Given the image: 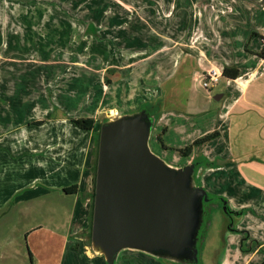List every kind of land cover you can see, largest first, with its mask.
I'll return each instance as SVG.
<instances>
[{
  "label": "crops",
  "instance_id": "crops-1",
  "mask_svg": "<svg viewBox=\"0 0 264 264\" xmlns=\"http://www.w3.org/2000/svg\"><path fill=\"white\" fill-rule=\"evenodd\" d=\"M3 5L0 211L13 201L23 219L0 220V244L9 247L0 264H107L88 248L92 151L101 124L145 102H159L152 131L164 140L163 152H176L172 149L201 137L182 142L167 136L173 125L184 132L195 126L194 105H178L184 80L196 83L210 68L226 67L239 76L221 77L226 84L219 80L206 96L221 109L219 136L198 152L193 148L189 157L178 155L183 165L207 161L198 168L199 183L204 190L219 189L232 212L227 224L216 227L218 245L209 241L213 223L202 237L203 252L214 251L210 264H223L227 253L234 264L264 261V0H4ZM1 37L10 43L6 50ZM64 56L68 60L61 61ZM142 83L152 89L141 94ZM76 119L93 120L92 129L78 128ZM73 186L75 192H63ZM34 219L38 222L30 223ZM23 243L26 253L19 249ZM113 264L161 263L124 251Z\"/></svg>",
  "mask_w": 264,
  "mask_h": 264
},
{
  "label": "water",
  "instance_id": "water-1",
  "mask_svg": "<svg viewBox=\"0 0 264 264\" xmlns=\"http://www.w3.org/2000/svg\"><path fill=\"white\" fill-rule=\"evenodd\" d=\"M151 129L146 111L101 124L90 251L107 264L124 251L197 264L202 204L210 199L195 183V164L173 167L150 149Z\"/></svg>",
  "mask_w": 264,
  "mask_h": 264
},
{
  "label": "rangeland",
  "instance_id": "rangeland-1",
  "mask_svg": "<svg viewBox=\"0 0 264 264\" xmlns=\"http://www.w3.org/2000/svg\"><path fill=\"white\" fill-rule=\"evenodd\" d=\"M3 1L4 0H0V31L4 30V25H5V21H4V14H5V6L3 5ZM24 3H26L24 1ZM20 6L22 4H19ZM17 11L13 12V14H16ZM18 13V12H17ZM20 13V12H19ZM1 42H4V45L2 44L3 50H6V48L10 47V43L9 41H5V39L3 37H1ZM8 45V47H7ZM264 53V51H263ZM264 55V54H263ZM4 52L2 50H0V63L4 62ZM32 58H34L32 56ZM63 60H68L66 58V56H64V58H61V61ZM3 64L0 65V69L1 66ZM2 70V69H1ZM3 71V70H2ZM144 72V71H143ZM177 78V77H176ZM226 84L225 80H220L219 85H224ZM184 85H187L186 90H182L181 88L179 89V107L180 104H186V103H192V107L194 105V110H192V117L191 122L195 124L194 127H190L188 128L185 132L184 130L180 129H173L172 128L176 125H173L170 129V133L167 135L172 141H177V137L182 138V142L183 141H188L191 137L193 136H204L214 130H218V128H221L222 126H224V124H220L222 120H218L217 117L219 118V113L221 112L220 106H216L213 101H207L206 96L213 94V90L214 89H210L209 94H207V92L203 89H201L200 87L197 86V83H195V81L193 80V78H189V80H184ZM147 89H152L151 86H149L148 84L142 83L140 84V86L138 87V91L141 94H144L146 92ZM144 97V96H143ZM221 99H218V101H220ZM136 111V110H135ZM134 111V112H135ZM132 112V111H131ZM175 111H173L172 113H174ZM171 115V114H170ZM182 115V114H181ZM179 117V115H177L176 113L172 114V119L173 120H177L176 118ZM232 120V117H231ZM190 121V120H188ZM180 123H185L184 118L180 119ZM180 123H177L180 125ZM189 126H191L190 124H188ZM220 125V126H219ZM232 125V124H231ZM219 126V127H218ZM184 127V126H183ZM158 134V133H157ZM156 133H154V131H152L151 129V137H150V149L156 154L158 155L165 163L173 166V167H183L185 165H183L184 160L179 158L178 153L176 152H172V151H166L163 152L162 151V146L158 143L157 138H156ZM161 133H159L160 135ZM99 135H96V138L94 140V146H93V151H92V173H93V179L95 177V171H96V160H97V148H98V138ZM200 138V137H199ZM163 143L164 140H163ZM212 143V142H211ZM210 143V144H211ZM222 143V141H220L218 144L220 145ZM216 144V142L212 143V145ZM203 146H199L196 147V152L202 150ZM212 146H210V150L212 152ZM207 151V150H206ZM195 166L197 167V165L202 166L203 164H207V161L205 160H195ZM204 166V165H203ZM198 172L195 173V183L198 186L199 180H198ZM94 186V182L92 187ZM201 186V185H200ZM225 190L229 189L228 185H225ZM227 188V189H226ZM207 195L210 198H217L220 197L219 195V189L215 190L213 188H211V186H206L205 188ZM13 201H11V203L8 205V207H6V209H4L3 211H0V220L7 216V219L9 221H22V217L20 218V215L17 213V209L13 208L12 206ZM203 209H204V216H203V224L199 230L198 233V243H197V247L199 250L198 253V259L199 262L197 264H210L212 258L214 257V251L211 250V252H203V241H202V237L204 235V233L206 234L207 231V227L208 225L211 223L214 224V229L213 231H210V238L209 241H212V245L211 246H215L218 245V236L216 234V227H221L224 224H227L229 221V216L224 214L223 212V207L224 205L222 204L221 201L219 200H215L213 202H203ZM38 221L36 219L31 220L30 223H34L36 224ZM90 244V243H89ZM88 248L90 249V245L88 246ZM9 247H6L4 245L0 244V257L5 256V253H7ZM19 249H21L22 253H26V246L24 245V243L19 247ZM219 255L215 254V258H218ZM161 264H174V263H170V262H166L163 260H159L157 259ZM231 258H230V253H227V255L224 257L223 259V264H234L235 262L231 263Z\"/></svg>",
  "mask_w": 264,
  "mask_h": 264
},
{
  "label": "trees",
  "instance_id": "trees-1",
  "mask_svg": "<svg viewBox=\"0 0 264 264\" xmlns=\"http://www.w3.org/2000/svg\"><path fill=\"white\" fill-rule=\"evenodd\" d=\"M238 76H239V71L233 67H226L222 70V77L223 78L234 80ZM159 104H160L159 102H145L137 109V111H146L148 113V117L151 119V122H152V128H153V125L155 124V122L158 120L159 115H160V110H159L160 105ZM72 123L80 129L91 130L93 127L94 121L91 119H76V120H72ZM218 136H219L218 131L214 130V131L194 140L190 145H187V146L180 148V149H172V150L176 151L182 157H189L193 148L201 146L203 144H206V143L216 139ZM157 141L162 146L163 149H167L163 143L161 136L157 137ZM191 163L194 164L195 161H192ZM202 166L197 165L196 171L198 170L199 167H202ZM94 180H95V177L93 179V182H94ZM198 186H200V185L198 184ZM75 191H76L75 186L70 187V188H66L63 190V192L67 193V194L73 193ZM93 198H94V186H93V189L91 192L92 202H93ZM208 198L210 200L213 199L214 201L215 200L221 201L222 204L224 205L225 210H226L225 214L229 216L231 211L228 207L227 200L225 198H222V197L210 198L209 196H208ZM210 200H208V202H213ZM203 211H204V209H203ZM204 214H205V212H204ZM230 230L234 231L233 229H230ZM89 238H90V235H89ZM261 264H264V261Z\"/></svg>",
  "mask_w": 264,
  "mask_h": 264
},
{
  "label": "built area",
  "instance_id": "built-area-1",
  "mask_svg": "<svg viewBox=\"0 0 264 264\" xmlns=\"http://www.w3.org/2000/svg\"><path fill=\"white\" fill-rule=\"evenodd\" d=\"M260 41L264 47V28L261 31ZM222 77V72L216 68H210L207 72L201 73L196 78L197 86L205 90L208 94L210 89H213Z\"/></svg>",
  "mask_w": 264,
  "mask_h": 264
},
{
  "label": "flooded vegetation",
  "instance_id": "flooded-vegetation-1",
  "mask_svg": "<svg viewBox=\"0 0 264 264\" xmlns=\"http://www.w3.org/2000/svg\"><path fill=\"white\" fill-rule=\"evenodd\" d=\"M223 209H224V212H225L226 210H225L224 207H223ZM231 214H232V212H230V214H229V218H230V219L232 218V215H231Z\"/></svg>",
  "mask_w": 264,
  "mask_h": 264
}]
</instances>
